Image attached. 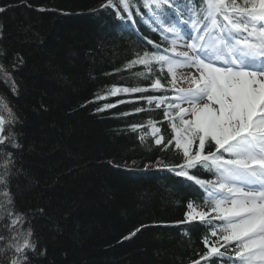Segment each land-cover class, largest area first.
I'll return each instance as SVG.
<instances>
[{
	"label": "trees",
	"instance_id": "16d2710c",
	"mask_svg": "<svg viewBox=\"0 0 264 264\" xmlns=\"http://www.w3.org/2000/svg\"><path fill=\"white\" fill-rule=\"evenodd\" d=\"M103 2L0 0L8 9L0 13V63L18 85L14 93L0 74V96L18 117L11 131L21 145H0V165L11 152L12 171L18 170L9 184L15 208L30 214L36 239L47 249L32 264H190L195 252L205 250L206 228L176 222L184 219L189 201L202 202V194L193 181L163 166L181 163L180 152L171 145L164 150L151 136L141 142L148 129L129 127L152 119L166 139L171 134L163 108L139 97L173 96L171 89L150 87L155 78L167 85L172 76L153 65L144 79L134 75L146 71L143 65L125 67L145 50L166 54L169 43L142 0H131V19L100 9ZM192 3L199 0H176L175 6ZM164 13L174 20L173 9ZM17 54L23 63L12 68ZM113 85L147 91L96 99ZM105 103L115 107L97 112ZM191 174L207 176L203 168ZM40 208L46 214H36ZM141 225L147 227L122 240Z\"/></svg>",
	"mask_w": 264,
	"mask_h": 264
},
{
	"label": "snow or ice",
	"instance_id": "6c2138e0",
	"mask_svg": "<svg viewBox=\"0 0 264 264\" xmlns=\"http://www.w3.org/2000/svg\"><path fill=\"white\" fill-rule=\"evenodd\" d=\"M175 5L176 0H142V7L158 22L156 30H161L162 39L169 43L165 50L169 54L145 50L125 66L143 65L146 71L134 75L144 79L150 78L148 74L153 65H158L161 71L166 68L172 76L167 85L157 77L150 87L171 89L173 96L139 97L155 108H163L171 134L166 139L156 126L158 122L152 119L129 127L133 132L148 129L142 131L141 142L151 136L155 145L164 150L173 146L182 154V162L163 166L203 190L202 202L189 201L184 219L176 222L180 225L199 222L206 228L201 240L205 250L195 252L196 258L190 259V264H216L217 260L222 264L225 260L231 264H264V0H199L198 4H186L184 9ZM131 7V0H105L99 5L100 9H114L122 19L125 18L122 13L132 18ZM165 8L173 9L174 20L164 18ZM7 10L0 6V13ZM20 63L23 59L17 54L12 68ZM182 68L194 70L183 76L189 84L187 88L176 86V73ZM0 74L15 93L18 85L3 63H0ZM146 91L142 87L113 85L106 95L97 94L96 99ZM113 107L114 104L105 103L96 111ZM134 111L139 113L145 109ZM16 123L18 117L0 96V145L21 147L11 131ZM12 155L5 152L7 158L0 165L3 168L0 172V221L3 222L0 264H32L33 257L46 255L47 249L36 239L30 214L15 208L9 184L10 177L18 174V170L12 171ZM162 163L157 161L158 165ZM200 168L210 172L213 178L202 179L191 174V170ZM70 212H65L66 218ZM36 214H46V209L40 208ZM145 227L141 225L122 240L133 238Z\"/></svg>",
	"mask_w": 264,
	"mask_h": 264
},
{
	"label": "rangeland",
	"instance_id": "374dc122",
	"mask_svg": "<svg viewBox=\"0 0 264 264\" xmlns=\"http://www.w3.org/2000/svg\"><path fill=\"white\" fill-rule=\"evenodd\" d=\"M183 49V48H182ZM184 50V49H183ZM194 70L193 69H190V68H182V69H178L177 70V77H183L185 75V72L186 73H191L193 72ZM179 81V79H177V82Z\"/></svg>",
	"mask_w": 264,
	"mask_h": 264
}]
</instances>
